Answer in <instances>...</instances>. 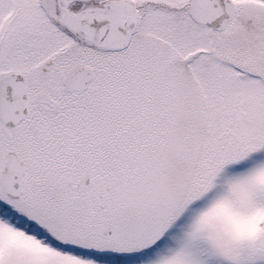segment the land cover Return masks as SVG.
<instances>
[{"label": "snow or ice", "instance_id": "1", "mask_svg": "<svg viewBox=\"0 0 264 264\" xmlns=\"http://www.w3.org/2000/svg\"><path fill=\"white\" fill-rule=\"evenodd\" d=\"M0 264H264V0H0Z\"/></svg>", "mask_w": 264, "mask_h": 264}]
</instances>
